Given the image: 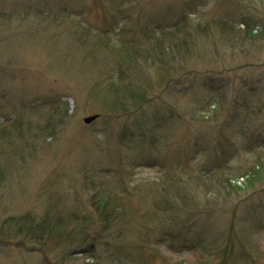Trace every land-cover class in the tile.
I'll return each mask as SVG.
<instances>
[{
  "label": "rangeland",
  "instance_id": "obj_1",
  "mask_svg": "<svg viewBox=\"0 0 264 264\" xmlns=\"http://www.w3.org/2000/svg\"><path fill=\"white\" fill-rule=\"evenodd\" d=\"M183 17L167 76L140 31ZM244 99L264 105V0H0V264H264V120L237 117ZM29 215L54 217L47 240L13 233Z\"/></svg>",
  "mask_w": 264,
  "mask_h": 264
},
{
  "label": "trees",
  "instance_id": "obj_2",
  "mask_svg": "<svg viewBox=\"0 0 264 264\" xmlns=\"http://www.w3.org/2000/svg\"><path fill=\"white\" fill-rule=\"evenodd\" d=\"M42 15H43V13H41ZM244 24L245 23H248V24H246L247 25V28H241V27H239L240 26V24H235L234 22H231V21H229V20H227V19H222V18H213V19H210V20H208L207 22H206V25L204 26L205 28H210V29H213V28H211V27H216V28H220V29H222L223 30V32H227V34L229 33V34H233V35H236V34H238V33H243V34H245V35H247L248 34V36L251 34V35H253V33L255 32V27H252V26H248V25H251L249 22H243ZM189 27V21H186V19L183 17L182 18V20L181 21H178V22H176L175 24H174V26L173 27H171V28H166V29H162V30H160L161 32H159V33H157V34H155V33H149V32H145L144 30L143 31H140L141 33H142V35H143V42L146 44H151L152 42L153 43H155L154 44V46H156V50L154 51L155 53L153 54L154 56H153V59H152V61H153V64L154 65H156L155 66V68H156V70L158 69V71H161L162 69V71L161 72H165L166 73V75L168 76H170V73L171 72H169V70H171V69H173V67H172V65L170 64V59L171 58H173V54H172V52L173 51H175V48L176 49H182V48H184V49H182L181 51H185V52H187V49H186V45H187V43H190V36H187L188 34H186L188 31H186L187 30V28ZM182 32H183V35L184 34H186L185 35V39L183 40V42L184 43H186V45L184 46V44L182 43V42H176V43H171L169 46H165L166 48L165 49H163V47H162V45L161 46H159V44H161V40L162 39H166V38H169V35L170 34H172L173 33V35L175 34V35H177L178 33H180V34H182ZM143 44V43H142ZM148 47H151V46H148ZM179 47V48H178ZM161 49H163V50H169V51H167V53L170 55V56H172V57H168V56H166L165 54H163V50H161ZM186 49V50H185ZM132 52H134V53H136L137 55H142L143 54V50L142 49H138V48H128V51H127V53H129V55L132 53ZM194 50V49H193ZM190 50H188V53L186 54V53H184L185 55H189L190 57L191 56H193V51H191V52H189ZM165 52V51H164ZM175 53V52H174ZM197 53V52H196ZM196 53H194V54H196ZM184 57H186L187 58V56H184ZM147 60V59H146ZM162 66L163 65V67H165V68H167L166 70H164V68H159L158 66ZM138 65L136 64V67H137ZM168 66H169V68H168ZM142 69L143 70H148L149 71V76H147V77H145V79H144V81H143V84H146L145 86H135V88L136 89H138V91L134 94V96H132V93L133 92H130V95L128 94L127 95V97H131V98H133V99H135V100H139L140 102H142V103H145V101H146V103L149 101L147 98H148V95L147 94H149V92L151 91V89H154L156 86H153L152 84H154L155 82H154V79H155V77H154V74H153V72H152V67H151V65H149L148 63H147V65L144 67H142ZM168 73V74H167ZM218 77V76H217ZM170 78V77H169ZM168 78V79H169ZM178 79L179 78H177V79H175V80H172V78H170L169 79V81L170 80H172L173 82H169V81H167V82H169L170 83V85H172V84H179L180 82L178 81ZM227 82H228V80H224V79H221V78H215V77H211V76H209V78L207 77V81H205V82H203V87H205V88H207V89H209V88H215V89H217L218 90V95H217V98H218V100H220V101H218V103L216 102H214V104H216V105H221V101H222V97H221V95H223V91L222 90H224L225 88H226V86H227ZM142 84V85H143ZM158 84V83H157ZM191 86H192V84H191ZM189 87H190V85H189ZM167 88H169V84H168V86H167ZM165 91H168L167 89L165 90ZM145 99V100H144ZM243 102H241L242 103V105L241 104H237V105H235L234 107H233V109H234V112H237V110L239 109V111L238 112H240V114H236L237 115V117L240 119V120H242V115H241V111H242V109L241 108H246V110L245 111H251V112H254V114H256L258 117H260V120L259 121H263L264 120V118H262L263 116H264V105H262V104H258V105H254V106H252V105H250V102L248 101V100H246V99H244V100H242ZM223 104H225V102H223ZM123 106V105H122ZM58 109V108H57ZM66 109V112H67V110H68V108H65ZM249 109V110H248ZM241 110V111H240ZM233 116L234 117H232V119L233 118H235V119H237L238 120V118L233 114ZM204 118H205V116H203ZM232 119L230 120L229 119V121L230 122H232ZM226 124H227V122H225ZM237 123H239V122H237ZM247 124V121L246 120H244L243 122H242V124L241 123H239V124H241V125H244V124ZM260 137V135L259 136H257V138H259ZM205 138H208V137H206L205 135L204 136H202V139H205ZM204 143H202L201 141H199V144H197V145H199V147L202 145V147H205L204 145H203ZM217 149H219L218 147H217ZM207 150V147L205 148V149H203V148H198V153L200 152V153H202V152H204V151H206ZM218 151V150H217ZM220 151H221V156L223 157H225V151H223L222 149H220ZM223 159H226V158H223ZM227 161V160H226ZM3 171H2V173L0 172V180H2V178H3ZM224 186L226 185L225 183L223 184ZM100 204V203H99ZM184 208H190V209H192V210H198V207L197 206H194V205H191V204H184V206H183ZM33 218L31 215H29L28 217H27V219L26 220H23L24 221V223L23 224H20V227H18V230H16L15 232H17V233H15L14 231H13V233L14 234H17V235H22V239H31V240H34V241H36V240H44V238L46 239V234L44 233L45 232V229H46V227L45 226H47L48 224L47 223H51V221L52 220H54V217L53 218H50V219H48L47 218V216L43 219V222H38V223H36L34 220H32V219H30V218ZM77 217V216H76ZM79 218V216L77 217V219ZM80 219V218H79ZM78 219V220H79ZM76 220V219H75ZM26 221V222H25ZM39 224V225H38ZM52 224V223H51ZM53 225V224H52ZM52 225H50V226H52ZM84 227V226H83ZM52 229V228H51ZM176 235V234H175ZM174 235V236H175ZM173 236V237H174ZM163 240H164V238H162ZM47 240V239H46ZM81 240H83V239H81ZM40 242H42V241H40ZM39 242V243H40ZM79 245H80V240H79V243H78Z\"/></svg>",
  "mask_w": 264,
  "mask_h": 264
},
{
  "label": "water",
  "instance_id": "obj_3",
  "mask_svg": "<svg viewBox=\"0 0 264 264\" xmlns=\"http://www.w3.org/2000/svg\"><path fill=\"white\" fill-rule=\"evenodd\" d=\"M96 117H98V115L89 116V117L84 118V119H85V122L90 123V122H93L94 119H96Z\"/></svg>",
  "mask_w": 264,
  "mask_h": 264
}]
</instances>
